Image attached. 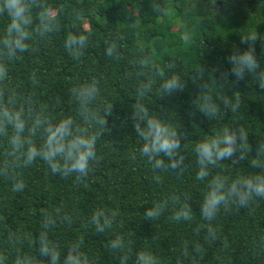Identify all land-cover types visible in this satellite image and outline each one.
Returning <instances> with one entry per match:
<instances>
[{
	"label": "trees",
	"instance_id": "16d2710c",
	"mask_svg": "<svg viewBox=\"0 0 264 264\" xmlns=\"http://www.w3.org/2000/svg\"><path fill=\"white\" fill-rule=\"evenodd\" d=\"M240 1L223 0L218 10L213 0H42L57 17L59 28L9 66L6 80L0 81V94L15 90L18 97L32 101L35 111L43 108L52 120L65 116L79 120L70 89L96 80L101 88L99 100L113 104L112 115L106 116L108 131L104 129L107 132L97 142L100 159L87 178L78 182L74 174L63 179L53 176L37 161L19 170L25 188L14 193L0 176V256L7 257V264H12L17 250L36 255L42 215L56 208L70 216L72 223L58 221L50 239L61 247L80 241L91 264H119L118 254L107 247L115 235L131 240L128 264L141 249L151 251L161 264H264V199L254 198L246 209L222 210L214 221L202 220L198 207L207 180H196L198 167L192 151L205 136L239 125L249 134V155L235 163L222 162L208 179L220 175L231 181L237 176L264 174V169L250 166L254 161L264 162V156H255L264 141V89L251 77L237 81L226 59L233 49L248 47L241 43L242 35H255L253 47L264 66V0L256 2L252 10ZM6 23L0 17V31ZM69 32L89 36L78 60L63 47ZM119 36L123 39H117ZM113 40L117 59L104 55L106 43ZM137 61H141L139 66ZM200 64L212 73L208 74V94L216 95V84L224 85L222 91L229 95L241 93L236 113L208 120L193 110L191 100L204 94L199 93L203 90L199 82L191 80ZM141 71L155 79L152 92L143 96L137 93L138 83L145 80V75H138ZM170 71L187 82L186 88L175 96L159 97L161 78ZM221 72L228 75L222 77ZM135 101L149 105L171 126L182 125L186 137L181 141L182 155L189 166L182 176L166 173L160 183L154 181L156 173L138 154L141 142L130 120ZM5 149L0 136V162L5 159ZM171 194L179 197L178 202L169 204L158 220L144 221L143 211ZM185 199L193 209V219L173 220ZM98 208L118 210V223L112 231L96 233L87 224L88 216ZM209 228L214 238L209 237ZM11 233L20 235L19 245L7 243Z\"/></svg>",
	"mask_w": 264,
	"mask_h": 264
},
{
	"label": "clouds",
	"instance_id": "9594fccd",
	"mask_svg": "<svg viewBox=\"0 0 264 264\" xmlns=\"http://www.w3.org/2000/svg\"><path fill=\"white\" fill-rule=\"evenodd\" d=\"M78 15V14H77ZM0 17L7 23L0 31V81L6 80L9 66L21 55L33 50L37 41L46 39L47 34L57 31L59 22L49 7L42 0H0ZM117 39H123L122 36ZM255 35H242L241 43H247L244 50L233 49L226 58L230 65V74L237 81L245 77L251 79L264 89V66L260 63L253 42ZM89 36L69 32L64 41L65 51L74 60H78L87 48ZM104 55L113 59L119 56L115 40L106 43ZM141 61H137L139 64ZM216 71V69H213ZM193 83L197 81L203 90L191 100L193 110L210 117L225 116L226 113H236L241 106L242 95L233 96L222 91L224 85L216 84V95L208 94V74L204 67L199 66ZM212 74V73H211ZM145 75L144 82L138 83L137 93L143 96L151 93L155 79ZM222 77L228 73L221 72ZM187 82L178 74L169 72L166 78H161L158 87L159 97L175 96L183 92ZM71 96L77 104L79 120L70 116L56 120L50 119L43 108L35 111L32 101L18 97L15 90L0 94V136L6 144L5 159L0 162V176L11 185L14 193L22 192L25 183L20 175V169L32 166L37 161L47 166L51 175L67 178L75 175L76 181L89 176L93 166L100 157L97 142L103 133L108 131L106 116L112 115L113 104L101 103V88L96 80L83 83L70 89ZM198 93V94H199ZM229 98H232L231 100ZM131 108L130 120L134 134L139 138V156L144 159L149 168L156 173L153 179L160 183L164 174L182 176L188 164L184 162L181 141L186 139L180 130L182 125L176 123L173 127L166 123L163 115L153 111L149 105L135 101ZM99 128L101 131H97ZM106 129L107 131H103ZM248 133L242 127L230 125L222 128L212 136H205L197 142L192 151L197 181L207 180V191L203 194L198 207V215L204 221H214L222 210L233 208L242 210L249 207L254 198L264 199V174L253 176H237L229 181L228 177L215 175L210 179V171L224 161L235 163L245 159L251 149ZM184 145V144H183ZM264 156V141H261L255 156ZM252 168L264 169V162H253ZM179 197L171 194L167 200L153 202L143 211L144 221L158 220L169 204H176ZM175 221L189 222L193 219V209L187 199L173 213ZM58 221L71 225L72 218L62 214L60 208L48 211L42 215L40 231L35 238L36 255L20 253L14 256L12 264H91L89 258L80 249V241L71 242L61 247L50 239V233ZM118 223V210L103 208L95 209L87 218V224L96 233L112 231ZM208 235L215 237L209 228ZM9 245H19L21 237L11 233L8 236ZM131 240L121 235H115L108 242V249L118 254L119 264H128ZM194 251L199 248L189 243ZM187 255V253H184ZM0 264H7V257L0 256ZM132 264H161L151 251L141 249L135 252Z\"/></svg>",
	"mask_w": 264,
	"mask_h": 264
},
{
	"label": "flooded vegetation",
	"instance_id": "af4514ba",
	"mask_svg": "<svg viewBox=\"0 0 264 264\" xmlns=\"http://www.w3.org/2000/svg\"><path fill=\"white\" fill-rule=\"evenodd\" d=\"M247 7H250V9L252 10L253 9V5L256 4V2H258L259 0H243ZM260 1H263V0H260ZM213 2H215V4H213V6L215 5H218V10H221L222 9V5H223V0H213ZM242 2V0L240 1Z\"/></svg>",
	"mask_w": 264,
	"mask_h": 264
}]
</instances>
